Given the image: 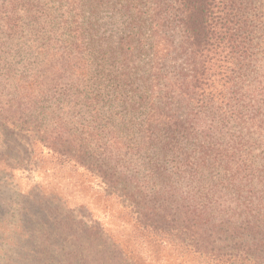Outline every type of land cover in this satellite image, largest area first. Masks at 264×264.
<instances>
[{
    "label": "trees",
    "instance_id": "trees-1",
    "mask_svg": "<svg viewBox=\"0 0 264 264\" xmlns=\"http://www.w3.org/2000/svg\"><path fill=\"white\" fill-rule=\"evenodd\" d=\"M0 133L59 257L264 264V0H0Z\"/></svg>",
    "mask_w": 264,
    "mask_h": 264
},
{
    "label": "rangeland",
    "instance_id": "rangeland-1",
    "mask_svg": "<svg viewBox=\"0 0 264 264\" xmlns=\"http://www.w3.org/2000/svg\"><path fill=\"white\" fill-rule=\"evenodd\" d=\"M1 135L0 149L11 147L13 152L9 154L13 156L25 154L23 150H26V145L10 142L12 138L6 141V136ZM34 181L38 186L39 175ZM30 196H35L34 199L45 198L40 189H35L32 195L23 176H0V264H81L79 260L52 253L57 248L52 245L55 242L53 234L50 237L42 235L43 231L51 230L45 227L53 226V223L50 221L46 225L43 208L36 204L33 207L32 201L28 199ZM162 258V264L172 261L166 254H162Z\"/></svg>",
    "mask_w": 264,
    "mask_h": 264
}]
</instances>
